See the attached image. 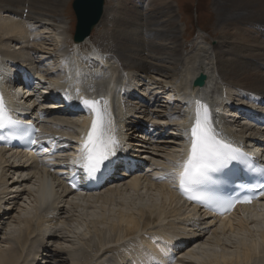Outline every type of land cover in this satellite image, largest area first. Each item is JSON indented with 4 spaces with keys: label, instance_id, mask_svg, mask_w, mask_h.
<instances>
[{
    "label": "bare ground",
    "instance_id": "bare-ground-1",
    "mask_svg": "<svg viewBox=\"0 0 264 264\" xmlns=\"http://www.w3.org/2000/svg\"><path fill=\"white\" fill-rule=\"evenodd\" d=\"M24 1L25 0H0V39L1 37H3V39L0 40V43L4 40V38H6V45H9V43L15 44L14 46H9L8 48H0V57L1 54L9 57V52H13L12 54H14L16 51L20 53L21 57H24L23 54L26 53V43L31 34L30 29L28 28V21L34 20L40 24L41 22H51L53 23V25L57 22L59 24L62 23L58 20L55 21V15L46 12L47 10L44 11V6L45 4H47V0ZM164 3L165 7L168 6L165 1H163L162 4ZM20 4H23L22 7H20ZM217 5L219 18H222L226 25H228L229 27L240 26L241 29L247 31V33L249 30H251L254 32L255 37H260L262 39V44L264 43V0H217ZM40 7L41 10L39 11ZM163 9L164 8H162V10ZM165 10L166 11H160V14H162L161 16H159V14L150 16L153 26H158L159 24H161L160 22H162V19H168L166 22L169 23L173 21L171 20L172 17L170 8L166 7ZM121 39L122 45L113 44L111 46H108L107 43L100 44L94 42L91 38H87L81 43H74L73 41H71V47H73L74 52L71 57H67L65 58V60L61 59L62 63L60 65L62 69L64 68L65 74L62 81L63 83L59 84L61 86H58L63 88L65 87V85H67L71 89H77L78 91H81L84 84L89 82L93 84H100V82L98 81H102V79L107 76L109 80L112 81L111 87L109 89L110 94L107 95L109 99L102 92L97 96L107 102L108 110L111 114V119L115 126V130L122 135L123 133H126V135L128 134L129 141L130 138L134 135L133 133L136 132L135 128H137V126L139 125L140 127H142L141 125L144 123L149 124V121L151 120L152 116L154 117V114L155 116L165 118L162 115V111H151V101L153 100L154 103H160L161 101H164L162 95H166L167 92L173 93L171 99L172 101L176 102L177 106L170 108L168 103H166V105H163L165 106L163 108V111L167 112L165 114L169 115L176 114L178 116V121L171 122L169 119L170 122H166L162 126L164 128H166L167 125L171 126V128L176 127L180 132V136L179 138L174 136L163 140L162 138H160V140H158L156 144L161 141H171L169 145H172L173 147L177 146L180 150L176 151V155L172 156V158L169 160L170 162L172 161V163L168 165V167H166L164 164H151V166H149V169L152 168L155 172L157 170L159 176L162 171H171L176 165V162L183 160L185 156L187 146L185 143V138L183 137V129L186 124H191L193 119L192 114L196 109V105L197 103L200 104V102L194 100H198L201 97L207 96L208 99L204 100V102L210 103V92H215L217 100H215L214 103L218 104L221 98L223 101L225 99L231 98L238 89H244L245 87L241 85L240 87L234 85V83L232 84L228 82L221 84L222 77L220 76V74H218L217 70L215 71L213 62L211 61L212 59L209 56L196 55L193 57L189 65L183 68V66H181L182 60L180 59V53L170 54L164 50V45H158L156 47V55H158L159 57H151L153 62H150V59L146 60L144 56L138 58L127 54L126 44L130 41H128L125 36H122ZM27 51H29L30 53L33 52L34 54L38 53V50L33 47L27 48ZM41 51L40 53H42ZM95 51L99 52L100 55ZM16 55H12L13 58L11 56V58L14 59L13 61H17V58H15L17 57ZM90 56L93 57L95 61L101 60L104 63V66H109L111 61L115 59L119 69L123 72V76L121 78H117L116 74L110 71L109 68H107L106 70L103 69V71L102 69H94V67L98 63H96L95 61H91ZM175 57H178V59L175 60ZM246 58L250 61L254 60V58L251 56H247ZM255 58L259 60V63L264 66V55H258ZM25 61L29 62V64L30 62L32 65L34 64V61H30V59L25 58ZM261 61H263V63H261ZM1 62L2 60L0 58V72L2 73L1 75H6L7 72L5 71ZM254 64L257 65V62ZM25 65L27 66V64ZM73 65L84 67L85 72H92V74H96V77H92L89 74H84L83 76H79L77 78V75L71 73ZM6 67L10 70L9 64L6 63ZM36 67L37 66L33 65V68ZM89 67L91 69H89ZM201 71H203L208 76L206 86L203 89L197 90L196 93L190 92V84L192 79L195 78ZM51 72H53V70L50 71V73ZM223 72L224 76H227L228 78L240 77L246 82L252 80L254 84H258L260 82L264 84V77L262 76L255 75V78L252 77L253 79L251 80L250 76H241V69L239 67L231 70V66H224ZM218 78H220V82L216 81ZM129 79L132 80V83L134 82V84H131L132 86H129L127 84V81ZM144 81L146 82L144 83ZM49 82L50 81H48V83ZM53 83L58 84L57 82ZM0 84L3 88H7L4 82L1 81ZM117 85L118 88H116ZM123 85L128 86V90H130L131 87H135V89H137L138 86H140L138 88L139 91L140 89H143L142 87L148 85L151 91L149 92V94L152 96V100L149 101L140 96V106L138 104L130 106V101L128 102V99L122 96V92L124 89V87H122ZM100 87L101 86L99 85L98 87L95 86V88L98 90ZM100 90L102 91V88H100ZM128 90L126 92V95L128 93ZM142 91L145 92L147 90L143 89ZM247 91H251V93L253 94L264 97V91ZM155 93H158V96H155ZM111 95L114 96L115 100L117 101L119 112L118 119H114V115L110 111L112 104L114 103V98ZM128 98H130V96ZM217 107L215 105H212V108L216 113L218 110ZM166 108H168V110H166ZM46 112H44L47 115V117L45 115L46 120L55 124H60L61 127L63 126V129L67 128V130L54 129L53 133H61L62 136H67L69 139V145L73 146V143L80 139L81 135L85 133V128H87L89 118L84 114H57L52 110ZM216 113L215 118L217 119V124L226 123V119L224 117H219V115ZM142 116L143 119H146L145 122L141 121ZM162 118L158 120H162ZM166 120L168 119L165 118L163 121ZM152 125H150V127H152ZM154 125L158 126V124ZM231 128L234 129V127L230 126V128L225 129V132L232 139H236V134L232 133ZM137 133L139 135L141 134L140 131ZM138 134L136 135L137 138L139 136ZM172 134L173 132L170 133V136H172ZM123 136L125 137V135ZM140 143H143L142 139L140 140ZM144 145L143 147H141V153H143L144 156H148V147H145ZM12 154L13 153H5L0 150V175L3 170L7 172L9 171L7 170L8 166V169L11 170L15 168L14 174H17L16 181H12L11 183L12 189L16 190H14L13 192H9L11 194L17 193L14 197L15 201H12L13 205L11 204V206L14 207H8L9 203H7V207H2V205H4L2 201L7 198H5L6 196H1L0 218H6L7 221L14 220L12 222L16 223V225L19 226V234L17 233V236L6 238V240L3 241V243L8 244V247L7 245L6 247L0 246V264H35V261H32L31 256L36 257L38 250L39 252L43 250V255L44 253L46 254L45 258H42L43 264H128V262L133 260V258L137 257L136 252H133L134 250H136L138 254L143 256H146L147 254V251L145 254L144 249L148 248L152 253L161 250L159 244L156 242L157 240L158 242H161L160 240L162 239H164V241H166L167 243H169L168 241L174 240L173 244H168L169 249L173 253H177V255L184 256H181L180 259L167 256L166 261H170L171 263L264 264V258L261 259V261H257L256 258L257 254L259 253L258 246L262 245L264 247V222L261 221L263 218L260 221L258 218H246L244 219V221L243 219H241V217H244L245 214H248L249 216L250 213H253L254 211L258 212V214L260 213L259 216H261V213L264 214V203L257 206L237 209L236 212L231 215V217H227L220 221L216 219L212 220L211 218L205 216L202 217L201 215L200 222H194V218H192V216L193 212L196 213V210L188 208V206L181 201V199L173 191V188L168 183V181L163 182L155 180L153 178L157 176L155 172H153L154 174L151 175V177H148L146 175H139L123 181L112 183L111 185L106 184L98 193L95 194L92 193L74 195L69 192L68 189L63 185L59 176L60 174L65 173L66 169H58L57 167H54L52 165L38 163V166H40V168L39 170H37L36 167H33L31 164H29L27 160H25V162L19 161V159L13 160L14 155ZM67 155L69 158L62 160L59 163L55 162L53 163V165H60L65 161L67 162L64 164L69 165L71 159L75 158L73 149H70ZM149 158L150 157H148V159ZM144 159L146 158L144 157ZM10 160L13 161L11 162ZM13 162L14 165L10 168V165H12ZM24 174H26V176L23 178L22 175ZM3 176H0V195H9L8 189L6 187L8 186V182L5 184L6 178H4L5 176ZM31 183L32 185H34V183H37V185H35L36 188L34 194H31L30 189H27L28 185H30L31 187ZM33 187L34 186H32V188ZM140 191L141 193L142 191H145L144 193L147 197L146 205H142V203L135 204V198L133 200V198H131L132 196H130V198L128 199V197L126 196V194L129 193L137 195L140 193ZM23 195L27 196L28 198L30 196L33 197L32 209L34 212L32 214V217H30V220L28 221L20 218V216H17L15 218L10 216L13 213V208H15L18 204L17 201ZM69 197L70 200L68 201ZM75 198H81L82 202H85L86 205L90 204V206L88 207L91 208H95L96 206L101 205L103 212L100 215V219H85L82 216L81 219L76 218L75 213L80 205L74 201ZM144 198L145 197H143V199ZM130 199H132L133 201ZM138 200L140 201L141 199ZM116 203L124 204V209L122 208L115 210L114 208L113 211H110L108 207ZM46 207L48 208V213H46L47 211H43ZM106 207L108 209H106ZM57 212H59L58 218L56 217ZM242 212L245 213L241 216ZM110 213L112 215H115L114 218L110 217ZM62 215L63 217L65 215H68L63 219L65 223L69 224L76 222V228L80 227L84 232H86L85 235L88 238L80 239L82 242H80V249L78 248L79 251H72V249L61 247L60 245H55L57 247H55L54 252H52L50 247L53 246H51V244H57L56 242L58 240H65L67 239V237H62L61 235H59L58 237L55 235H49L45 238L44 236L45 229L43 227V222L45 226V222L56 224V222L59 221ZM237 216H240V218ZM43 218L47 220H44L42 222L41 220H43ZM248 226H252V231ZM187 227L189 229H187ZM2 228H4V226H0V229ZM54 230L56 229H53V232ZM156 231L161 232L157 233ZM244 232L246 233V235L242 237L234 235ZM173 233L177 234L175 236L177 240L172 238L171 234ZM77 235L78 234H76V236ZM163 236H165V238ZM222 237L227 238V244L226 241L223 242L224 239H222ZM45 239H47L48 242H45ZM10 243H13L15 245L13 249ZM202 243L214 244L217 247L229 246V249H233V251L226 250L225 252L212 253L210 255L202 254V257H197L194 248L190 247H196Z\"/></svg>",
    "mask_w": 264,
    "mask_h": 264
},
{
    "label": "rangeland",
    "instance_id": "rangeland-1",
    "mask_svg": "<svg viewBox=\"0 0 264 264\" xmlns=\"http://www.w3.org/2000/svg\"><path fill=\"white\" fill-rule=\"evenodd\" d=\"M72 1L73 0H47V4H45L44 6V11L47 10L46 12L55 15L56 17L55 21L57 20L61 21L62 22L60 23L61 25L58 22L53 25V23L51 22H41L40 24L34 20L28 21V28L30 29L31 34L26 43V47H25L26 53L23 54L24 57H21L18 51H16L14 54H12L13 52H9L10 56L18 54L16 55L17 57H15L18 59L20 57V59L27 58V59H34L36 61L45 60L47 65H50V68L52 67L54 71V73L50 77H48L49 79L48 81H50L49 84H53V82H58L64 78L62 68L60 66L61 58L71 57L74 52L72 51L73 47H71L72 46L71 41L75 30V16L71 8ZM163 1H165L166 4H168V6L166 7L170 8V13L172 17L171 20L173 21L169 23L166 22L168 19H162V22H160L161 24H159L158 26H153L150 16H155L158 14L159 16H161L162 14H160V11H166L165 3L162 4ZM24 2H26V0ZM23 4H20V7H22ZM162 8L164 9L162 10ZM217 8H218L217 0H106L104 16L102 18L103 21H101L103 23L100 22L99 25L93 29L89 38H91L92 41L94 42L100 44L107 43L108 46H111L113 44L122 45L121 37L125 36V38L128 39V41H130L129 43L126 44L127 54L138 58L144 56L146 60L150 59V62H153L151 57L154 56L159 57L158 55H156L157 52L156 47L158 45H164L165 46L164 50L166 52L170 54L180 53L181 56L180 59L182 60L181 61L182 65L181 64L180 65L183 66V68L189 65V63L192 61L194 56L206 55L211 57L212 59L211 61L213 62L215 71L217 70L218 74H220V76L222 77L221 84L228 82L232 84L234 83V85L237 86L241 85L245 87L244 90L246 89L259 90L260 92L264 91V84L262 82L258 84H254L253 81L251 80L253 79L252 77H254L255 75L264 77V66L260 64L259 63L260 61L255 58L258 55L259 56L264 55V43L262 44V39L260 37L256 38L254 32L251 30H249L247 33V31L241 29L240 26L229 27L228 25H226L223 19L219 18V12ZM40 10L41 7L39 8V11ZM167 32L169 35L167 34ZM1 39H3V37H1ZM5 39L6 38H4V40L0 43V48H4V47L8 48L9 46L15 45L14 43L13 44L9 43V45H6L7 40ZM29 47L35 48L36 50H38V53L36 54H34L33 52L30 53L29 51H27V48ZM40 51L42 53H40ZM29 53L31 54L30 56ZM247 56L253 57L254 60L252 61L247 60L246 58ZM162 59H167V58H162ZM174 59L177 60L178 57H175ZM256 62L257 65L254 64ZM261 63H263V61H261ZM110 64L111 66L109 70L114 72L116 76L119 77L120 70L118 64L115 62L114 59L111 61ZM42 65L44 67L46 66V64L44 63H42ZM224 66L225 67L231 66V70L239 67L241 69V76H245V75L250 76L251 81L246 82L240 77L228 78L227 76H224V72H223ZM218 79H219L218 82H220V78ZM142 88L144 90L151 92L148 85ZM143 89H141V92H143L144 97L149 101H151L152 96L149 94V92L145 93L146 91L145 92L142 91ZM155 96H158V93H155ZM162 96L166 98L164 100H167L173 96V93L167 92L166 95H162ZM151 102H152V107L150 108L151 111L153 110L162 111L163 117L168 119L166 121H163L165 118L155 116L154 114V117L152 116L153 120L156 119L154 121H158V119L160 118H162V122L164 123L170 121L171 122L178 121L177 119L178 116L176 114H172V115L165 114L167 112L163 111V108L165 107L163 105H166V103H164L163 101H161L160 103H154L153 100ZM172 104L174 105V107L176 106V102L173 103L172 101L168 104L170 108L173 107ZM166 110H168V108H166ZM57 127L58 126H52L51 128L53 130L54 129L67 130V128L65 127H64L65 129H63V126L62 127L60 126L61 128L60 127L57 128ZM177 130L178 129L176 127L170 128L168 132H166V136L163 137L162 140L168 139L169 137H174L173 135L170 136V133L172 132L175 133L177 132ZM135 139L138 138L134 136L133 142H135ZM158 140L160 139H156V142L152 144L153 146L150 145L151 149L149 150V154L147 157H150L149 158L150 162L155 165L164 164L166 167H168V165L172 163V161L170 162L169 160L172 158V156L176 155L177 153L176 151L180 149L177 146L173 147L172 145H169L171 141L164 140L165 142L161 141L163 144L161 142H158V144H156ZM155 147H157L158 149ZM7 170L9 171L7 172L3 170L0 176L2 177L4 174L5 177L4 176L3 177L6 178L5 184L8 182V186L6 187L9 193L10 191L13 192L14 190H16V189H12L11 183L12 181L15 182L17 178V174H14L13 170L8 169V167ZM153 172L155 171H153L152 169V173H151L152 175L154 174ZM25 176L26 174L22 175L23 178ZM166 178L169 180L171 179L170 175H167ZM35 185H37V183H34V185H32L31 183V187L30 185H28L27 189L28 190L30 189L31 194L32 193L34 194L36 188ZM32 186L34 187L32 188ZM144 192L145 191H142L141 193L140 191V193L137 195L133 193L131 194L129 193L130 195L126 194V196L128 197V199L130 198V196H132L131 198H133V200L135 198L134 200L135 204L142 203V205H146L147 197ZM15 194L17 193L14 194L9 193V195L4 194V195H0V197L6 196L5 198H7L8 200L5 199L4 201L9 203L8 207H14L11 206V204L13 205L12 201H15L14 200ZM143 197H145L144 198L145 200L143 199ZM138 199L141 200L139 201ZM69 200L70 197L68 198V201ZM4 201H2V203L4 204L2 205V207H7V203H4ZM32 201H33V197L31 196L29 198L25 195L21 196L17 201L18 202L17 206L13 208V213L10 216L14 218L20 216V218L24 220L27 221L30 220V217H32V214L34 212L32 209ZM74 201L80 205V207L75 213L76 218L81 219L83 217L85 219H93V220L100 219V215L103 212L101 205L96 206L95 208H91L88 207L90 206V204L86 205L85 202H82L81 198L79 199L75 198ZM108 208L110 211H113L114 208L115 210L122 208L124 209V204L116 203L114 205H110ZM108 208L106 207V209ZM47 209L48 208L46 207L45 210L43 211L46 212ZM48 212L49 211H47L46 213ZM57 213H56V217L58 218L59 212ZM244 213L245 212H242L241 216L244 215ZM253 213H250L249 216L248 214H245L244 217L243 216L241 217V219H243L244 221V219L246 218H258L260 221L263 218L261 221L264 222V214L261 213V216H259L260 213L258 214V212L256 211H254ZM110 215L111 218L112 217L114 218L115 216L112 215L111 213ZM67 216L65 215L64 217ZM64 217L62 215V217H60L59 221H57L56 224L51 223L52 224L51 225L49 222H45L46 226L43 221L44 220L46 221L47 219L43 218V220L41 221L43 222V227L45 229L44 236L45 238L49 235H55L57 237L61 235L62 237L65 236L67 237V239L65 240L64 239L60 241L58 240L56 242L57 244L54 245L51 244V246H53L50 247L52 252H54V248L57 247L55 245H60L61 247L72 249V251L73 250L79 251L80 249L79 245L80 242H82L80 239L88 238L85 235L86 232H84L83 229L80 227L76 228L77 227L76 222H73L75 224L65 223L63 220ZM237 217L240 218V216ZM12 221L11 220L7 221L6 218L2 219V227L4 226V228L0 229V238H2L0 239L1 247H6V245L8 247V244L3 243V241H5L6 238L17 236V233L19 232L18 230L19 226H17L16 223H13ZM248 227L252 231L253 229L252 226H248ZM53 229L56 230H54L53 232ZM244 233H238L234 235L235 236L238 235V237H242L246 235V233L245 234ZM76 234L78 235L76 236ZM222 239H224L223 242L226 241L227 244V238L222 237ZM45 242H48L47 239H45ZM10 245L12 249L15 247L13 243H10ZM190 248H194L197 257H202V254L210 255L212 253L225 252L226 250L233 251V249H229V246L217 247L216 245L209 243H202L199 246L196 247L192 246ZM258 250L259 253L257 254L256 258L257 261H261V259L264 258V247L262 245H259ZM31 259H33L32 256Z\"/></svg>",
    "mask_w": 264,
    "mask_h": 264
},
{
    "label": "snow or ice",
    "instance_id": "snow-or-ice-1",
    "mask_svg": "<svg viewBox=\"0 0 264 264\" xmlns=\"http://www.w3.org/2000/svg\"><path fill=\"white\" fill-rule=\"evenodd\" d=\"M79 104L90 117L87 131L80 137L78 159L73 161L83 170L84 179L94 180L110 169L113 158L119 150V140L108 110L107 102L103 99H88L79 96ZM66 99L71 97L65 93ZM15 123L7 116L3 97L0 96V129ZM30 128L26 132L29 142L37 143L31 138ZM185 139L188 146L182 161L176 163L174 175L178 181L179 191L190 201L201 205L223 208L228 211L237 203H250L253 197L245 196L242 199H228L222 205L215 206L213 201L198 193L199 186L205 183H214L211 174L228 168L232 162H239L242 154L238 148L227 142L216 130L206 106L197 103L191 127L185 129ZM244 159H247L246 157ZM264 173V169H260ZM163 177H160L162 179ZM75 188L76 184L73 183ZM259 194L264 196V182L261 183Z\"/></svg>",
    "mask_w": 264,
    "mask_h": 264
},
{
    "label": "water",
    "instance_id": "water-1",
    "mask_svg": "<svg viewBox=\"0 0 264 264\" xmlns=\"http://www.w3.org/2000/svg\"><path fill=\"white\" fill-rule=\"evenodd\" d=\"M104 2L105 0H74L72 2V9L76 17L73 37L75 43H81L89 37L93 28L100 22L104 14ZM206 82L207 75L201 71L193 81L192 91L204 88Z\"/></svg>",
    "mask_w": 264,
    "mask_h": 264
}]
</instances>
